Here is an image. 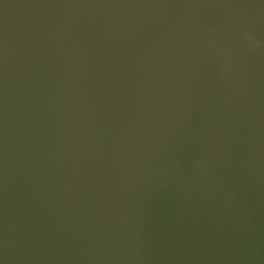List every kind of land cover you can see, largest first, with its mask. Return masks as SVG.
<instances>
[{
	"label": "water",
	"instance_id": "95a60500",
	"mask_svg": "<svg viewBox=\"0 0 264 264\" xmlns=\"http://www.w3.org/2000/svg\"><path fill=\"white\" fill-rule=\"evenodd\" d=\"M0 264H264V0H0Z\"/></svg>",
	"mask_w": 264,
	"mask_h": 264
}]
</instances>
